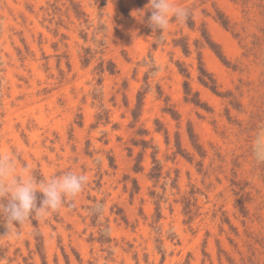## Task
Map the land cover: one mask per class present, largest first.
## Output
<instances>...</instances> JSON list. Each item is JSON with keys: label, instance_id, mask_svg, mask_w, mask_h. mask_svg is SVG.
Segmentation results:
<instances>
[{"label": "rangeland", "instance_id": "374dc122", "mask_svg": "<svg viewBox=\"0 0 264 264\" xmlns=\"http://www.w3.org/2000/svg\"><path fill=\"white\" fill-rule=\"evenodd\" d=\"M148 2L0 0V156L89 178L0 264H264V0Z\"/></svg>", "mask_w": 264, "mask_h": 264}, {"label": "clouds", "instance_id": "9594fccd", "mask_svg": "<svg viewBox=\"0 0 264 264\" xmlns=\"http://www.w3.org/2000/svg\"><path fill=\"white\" fill-rule=\"evenodd\" d=\"M151 10L148 20L153 31L164 32L171 18L180 23L186 22L190 11L172 0H149L146 5ZM253 151L258 161L264 162V133L258 134ZM88 176L68 171L59 176L37 181L28 167L18 168L12 155L0 156V219L6 222L8 232L18 223L22 225L30 217L39 219L50 211L58 210L65 201H74L88 183ZM37 191L43 194L37 205ZM7 203H3V199ZM100 209H97L99 211Z\"/></svg>", "mask_w": 264, "mask_h": 264}]
</instances>
